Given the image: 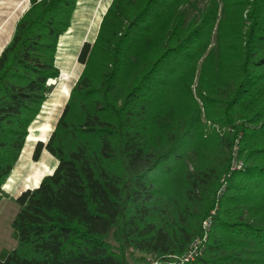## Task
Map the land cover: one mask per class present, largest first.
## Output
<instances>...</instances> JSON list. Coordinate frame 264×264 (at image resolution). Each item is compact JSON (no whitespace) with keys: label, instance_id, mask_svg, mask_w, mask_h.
<instances>
[{"label":"trees","instance_id":"obj_1","mask_svg":"<svg viewBox=\"0 0 264 264\" xmlns=\"http://www.w3.org/2000/svg\"><path fill=\"white\" fill-rule=\"evenodd\" d=\"M78 1L29 0L0 53V198ZM77 62L0 264H264V0H111Z\"/></svg>","mask_w":264,"mask_h":264},{"label":"rangeland","instance_id":"obj_2","mask_svg":"<svg viewBox=\"0 0 264 264\" xmlns=\"http://www.w3.org/2000/svg\"><path fill=\"white\" fill-rule=\"evenodd\" d=\"M110 1L79 0L68 31L59 39L58 46L61 44V47L57 48L55 57L56 66L60 71L59 76L50 84L46 100L30 126L28 135L30 139L25 142L10 176L2 186L0 198V256L9 252L16 245V238L11 227V222L19 209L16 197L22 191L37 186L40 179L44 175L50 174L57 164L56 159L45 150H42L39 157L34 160L32 158L33 149L37 141L44 143L52 132L54 124L67 101L70 89L82 70V65L77 62L81 46L85 42L90 44L93 42L101 17ZM206 2L207 0H198V6L202 7ZM99 7V14L95 17V11ZM98 17H100V21L97 27ZM214 39L213 37V41ZM129 264L144 263L129 262Z\"/></svg>","mask_w":264,"mask_h":264},{"label":"bare ground","instance_id":"obj_3","mask_svg":"<svg viewBox=\"0 0 264 264\" xmlns=\"http://www.w3.org/2000/svg\"><path fill=\"white\" fill-rule=\"evenodd\" d=\"M28 4V0H0V50L11 36L14 25ZM100 7L95 11L98 16ZM100 17L97 20V27ZM63 45V44H62ZM61 47V44L59 45ZM58 46V47H59ZM30 138L27 137L26 141Z\"/></svg>","mask_w":264,"mask_h":264},{"label":"built area","instance_id":"obj_4","mask_svg":"<svg viewBox=\"0 0 264 264\" xmlns=\"http://www.w3.org/2000/svg\"><path fill=\"white\" fill-rule=\"evenodd\" d=\"M55 81V79H48L47 81V85L52 84ZM237 164L240 165V162L234 164V167H237ZM210 225V221L206 220L203 222V229L207 231V229L209 228ZM205 237V236H204ZM199 244L197 241H195L190 248L187 250V252L184 254L183 256V261H188V260H192L198 253H199Z\"/></svg>","mask_w":264,"mask_h":264},{"label":"water","instance_id":"obj_5","mask_svg":"<svg viewBox=\"0 0 264 264\" xmlns=\"http://www.w3.org/2000/svg\"><path fill=\"white\" fill-rule=\"evenodd\" d=\"M4 47H5V46H3L2 49H3ZM2 49L0 50V53H1Z\"/></svg>","mask_w":264,"mask_h":264},{"label":"crops","instance_id":"obj_6","mask_svg":"<svg viewBox=\"0 0 264 264\" xmlns=\"http://www.w3.org/2000/svg\"><path fill=\"white\" fill-rule=\"evenodd\" d=\"M3 188V187H2Z\"/></svg>","mask_w":264,"mask_h":264}]
</instances>
